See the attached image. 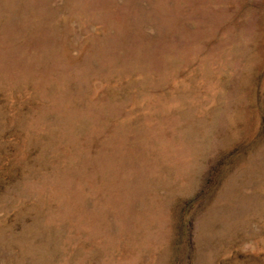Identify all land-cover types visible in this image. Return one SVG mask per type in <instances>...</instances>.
<instances>
[{"label":"rangeland","instance_id":"rangeland-1","mask_svg":"<svg viewBox=\"0 0 264 264\" xmlns=\"http://www.w3.org/2000/svg\"><path fill=\"white\" fill-rule=\"evenodd\" d=\"M0 264H264V0H0Z\"/></svg>","mask_w":264,"mask_h":264}]
</instances>
